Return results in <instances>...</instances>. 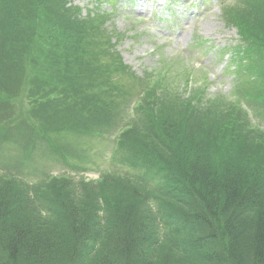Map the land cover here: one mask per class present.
<instances>
[{
  "label": "trees",
  "instance_id": "1",
  "mask_svg": "<svg viewBox=\"0 0 264 264\" xmlns=\"http://www.w3.org/2000/svg\"><path fill=\"white\" fill-rule=\"evenodd\" d=\"M227 13L262 83L242 94L262 112L264 3ZM103 20L68 0H0V101L48 131L112 112L98 97L126 67ZM143 86L100 179L0 176V264H264V132L240 104L165 77Z\"/></svg>",
  "mask_w": 264,
  "mask_h": 264
},
{
  "label": "rangeland",
  "instance_id": "2",
  "mask_svg": "<svg viewBox=\"0 0 264 264\" xmlns=\"http://www.w3.org/2000/svg\"><path fill=\"white\" fill-rule=\"evenodd\" d=\"M68 1L83 16L101 15L103 30L113 34V52L121 57L126 73L117 88L110 82L108 92H100L98 97L101 104H110L113 111L102 112L99 122L84 118L75 126L73 119L71 128L48 131L47 125L32 129L25 122V102L9 105L0 101L2 176L37 185L51 176L97 180L103 172L118 167L114 153L120 125L133 123L143 85L151 76L155 81L164 77L174 80L188 94L199 89L225 105L236 100L247 124L264 132V111L253 109L242 94L249 91L250 84L262 85L260 80L256 81L258 70L253 69V74L246 71L249 64L244 60L256 59L245 58L244 51L241 55L233 52L239 45L244 50L247 45L240 43L235 27L226 24L220 0ZM229 1L234 3L231 10L238 15L252 13L264 3ZM14 84L18 85L10 89L19 86L16 81ZM95 122L106 125L91 128Z\"/></svg>",
  "mask_w": 264,
  "mask_h": 264
}]
</instances>
